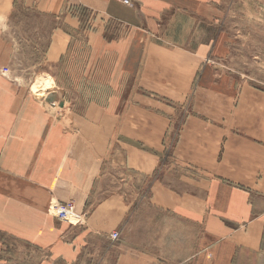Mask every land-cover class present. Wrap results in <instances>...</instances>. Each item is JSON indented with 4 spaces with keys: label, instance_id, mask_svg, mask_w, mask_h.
Instances as JSON below:
<instances>
[{
    "label": "crops",
    "instance_id": "0c3cea01",
    "mask_svg": "<svg viewBox=\"0 0 264 264\" xmlns=\"http://www.w3.org/2000/svg\"><path fill=\"white\" fill-rule=\"evenodd\" d=\"M221 2L0 0V70L10 54L1 35L19 4L57 19L44 54L50 64L66 56L72 35L82 30L76 13L82 8L100 18L98 29L88 31V46L111 43L100 48L120 53V73L146 94L122 112L91 113L97 104L87 102L76 122L96 129L90 136L74 120L59 124L58 97L53 108L36 103L0 71V250L11 238L62 249L63 259L76 260L81 238L67 242L69 223L51 212L72 202L83 233L112 243L113 264H264V91L216 79L211 56L219 46L215 13ZM111 22L123 29L112 40L106 35ZM184 109L189 112L176 132L173 122ZM121 145L119 189L90 203ZM169 146L182 187L155 177L134 208L141 199L127 198L132 176L162 172Z\"/></svg>",
    "mask_w": 264,
    "mask_h": 264
},
{
    "label": "rangeland",
    "instance_id": "374dc122",
    "mask_svg": "<svg viewBox=\"0 0 264 264\" xmlns=\"http://www.w3.org/2000/svg\"><path fill=\"white\" fill-rule=\"evenodd\" d=\"M221 1L215 13L219 46L211 56L216 79L232 84L234 89L247 85L264 91V0ZM23 5L19 4L12 14L10 20L12 29L5 30L1 35L2 46H5V42L9 46L10 54L7 60H2L6 61V67L0 70L4 71L1 73L3 77L17 84L18 93L23 97L32 98L36 103L47 97H58L63 106V112L57 118L61 126L65 123L69 126L72 124L71 120H74V124L76 121L80 122L76 116L83 115L87 109V102L88 105H100L91 108V113H96L94 109H98V112L117 110L122 112L128 103L134 105L144 101L146 94L136 87L133 79L120 73L118 68L120 53L103 51V48H100L104 45L110 47L111 43H104L97 50L88 46V42L92 40V35L89 36L88 31L90 32L92 28L98 29L94 28V25L100 22V18L96 19L90 10L82 8L76 10L82 22V30L72 35V44L66 56L50 64L44 54L49 32L57 19L53 21L38 14L32 7ZM122 30L116 23L111 22L106 33L107 38L112 40L114 35H118ZM49 79L56 85V89L48 84ZM109 102L114 106L104 105ZM43 110L51 120H54V116L46 109ZM186 112L189 110L178 111V117L173 122L176 132ZM78 122H76L78 129L82 126L90 132V136L96 135V129L83 125L84 122L81 124ZM79 133L76 131L74 136L79 138ZM123 146L121 145L120 150L116 146L112 157L114 159L106 165L104 172L106 176L99 181L90 203H96L119 189L118 180L121 173L116 165H119L124 156ZM173 148L169 146L164 153V161L168 166L166 165L162 172L149 179L138 175L132 176L133 192L128 193L127 198L132 201L134 196L139 195L137 200L141 199L139 202L133 201L134 208H138L147 196V187L155 177L163 180L167 178V182L178 189L182 187L179 180L180 172L174 171L176 169L171 166L172 163L176 164ZM123 173L127 174L125 171ZM68 208L75 215L71 216V222H74L75 218L76 222L66 224L70 229L67 230L65 240L74 244L81 238L82 242L77 247L79 254L76 260L63 259L59 255L63 250L59 248V251L53 252L8 238L3 239L4 249L0 250V264H113L112 243L97 235L84 234L83 218L72 204ZM58 216L62 217L63 221L67 220L60 211ZM77 237L79 238L75 240Z\"/></svg>",
    "mask_w": 264,
    "mask_h": 264
},
{
    "label": "bare ground",
    "instance_id": "6f19581e",
    "mask_svg": "<svg viewBox=\"0 0 264 264\" xmlns=\"http://www.w3.org/2000/svg\"><path fill=\"white\" fill-rule=\"evenodd\" d=\"M48 98V97H47ZM47 98L44 100L43 102V105L48 107V108H53L55 105H56V102L51 98L49 100H47ZM57 212V214H53L56 218H58V215H59V210H58V206L54 205L52 207V211L51 212ZM71 216H74L71 214V211H69V214L67 215V217L65 219H67L66 221H63V220H59L60 222H66V223H75L76 222V218L74 220V222H71Z\"/></svg>",
    "mask_w": 264,
    "mask_h": 264
},
{
    "label": "built area",
    "instance_id": "2783aa9c",
    "mask_svg": "<svg viewBox=\"0 0 264 264\" xmlns=\"http://www.w3.org/2000/svg\"><path fill=\"white\" fill-rule=\"evenodd\" d=\"M124 3H126V1H124ZM2 73H4V71H1ZM72 205H73V203L72 202H70ZM67 203H65V205H60V206H58V210L61 212V214L63 215V217H67V215L69 214V211H70V209L68 208V206L69 205H71V204H67ZM52 206V205H51ZM74 206V205H73ZM52 215V214H51ZM53 216V215H52ZM55 217V216H54ZM56 218V217H55ZM61 218L62 217H59L58 216V218H56L58 221L59 220H61ZM110 239L112 240V241H116L117 239H118V233H112L111 235H110Z\"/></svg>",
    "mask_w": 264,
    "mask_h": 264
},
{
    "label": "water",
    "instance_id": "95a60500",
    "mask_svg": "<svg viewBox=\"0 0 264 264\" xmlns=\"http://www.w3.org/2000/svg\"><path fill=\"white\" fill-rule=\"evenodd\" d=\"M52 97H48L47 100L51 99Z\"/></svg>",
    "mask_w": 264,
    "mask_h": 264
}]
</instances>
